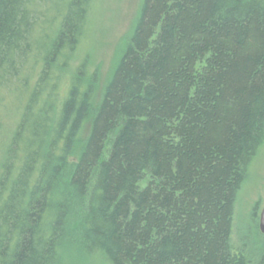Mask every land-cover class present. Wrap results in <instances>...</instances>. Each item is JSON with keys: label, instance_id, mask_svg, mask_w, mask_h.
<instances>
[{"label": "trees", "instance_id": "16d2710c", "mask_svg": "<svg viewBox=\"0 0 264 264\" xmlns=\"http://www.w3.org/2000/svg\"><path fill=\"white\" fill-rule=\"evenodd\" d=\"M93 2L0 0V128L20 113L0 264H57L75 238L108 264H264L230 241L264 144V0H142L101 87L73 65Z\"/></svg>", "mask_w": 264, "mask_h": 264}, {"label": "rangeland", "instance_id": "374dc122", "mask_svg": "<svg viewBox=\"0 0 264 264\" xmlns=\"http://www.w3.org/2000/svg\"><path fill=\"white\" fill-rule=\"evenodd\" d=\"M141 2L142 0L93 2L85 37L73 65L85 61L90 71L98 72L100 87L107 81L121 56L126 39L137 21ZM19 114L13 106L1 124L0 163L5 144L16 126ZM263 206L264 144L247 166L236 195L230 237L232 247L254 261L258 260L262 250L261 243L264 242V235L259 231V217ZM75 239L61 248L57 264H108L100 255L87 253L83 243Z\"/></svg>", "mask_w": 264, "mask_h": 264}, {"label": "water", "instance_id": "95a60500", "mask_svg": "<svg viewBox=\"0 0 264 264\" xmlns=\"http://www.w3.org/2000/svg\"><path fill=\"white\" fill-rule=\"evenodd\" d=\"M259 231H260V234L264 235V206L261 210L260 217H259Z\"/></svg>", "mask_w": 264, "mask_h": 264}]
</instances>
